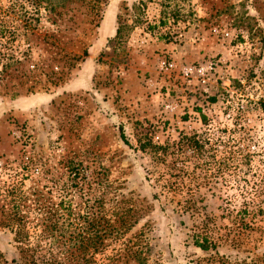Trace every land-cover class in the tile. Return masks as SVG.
I'll use <instances>...</instances> for the list:
<instances>
[{
	"label": "rangeland",
	"instance_id": "1",
	"mask_svg": "<svg viewBox=\"0 0 264 264\" xmlns=\"http://www.w3.org/2000/svg\"><path fill=\"white\" fill-rule=\"evenodd\" d=\"M262 104L264 0H0V264H264Z\"/></svg>",
	"mask_w": 264,
	"mask_h": 264
},
{
	"label": "built area",
	"instance_id": "2",
	"mask_svg": "<svg viewBox=\"0 0 264 264\" xmlns=\"http://www.w3.org/2000/svg\"><path fill=\"white\" fill-rule=\"evenodd\" d=\"M213 64L210 63L207 67L206 66H186L181 69V74L185 79H190L194 76L202 79H208L213 72ZM161 70L169 71L172 69V65L170 63L163 62L160 65ZM210 80V78H209Z\"/></svg>",
	"mask_w": 264,
	"mask_h": 264
},
{
	"label": "trees",
	"instance_id": "3",
	"mask_svg": "<svg viewBox=\"0 0 264 264\" xmlns=\"http://www.w3.org/2000/svg\"><path fill=\"white\" fill-rule=\"evenodd\" d=\"M262 109H263V111H264V104H262ZM195 245H196L198 248H200L201 250H203V251L208 250V246H206V245L203 244V243L196 242Z\"/></svg>",
	"mask_w": 264,
	"mask_h": 264
}]
</instances>
